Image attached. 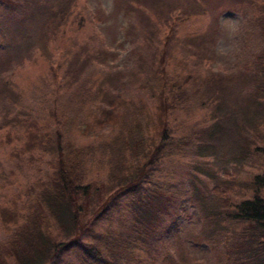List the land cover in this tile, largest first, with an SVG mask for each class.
Listing matches in <instances>:
<instances>
[{
	"label": "trees",
	"instance_id": "trees-1",
	"mask_svg": "<svg viewBox=\"0 0 264 264\" xmlns=\"http://www.w3.org/2000/svg\"><path fill=\"white\" fill-rule=\"evenodd\" d=\"M129 1L140 0H123V31L137 43L114 68L93 35L66 34L85 20L76 0H0V146L48 154V170L0 205V264H264V26L261 45L239 46L245 59L213 70L216 22L179 39ZM32 50L49 60L41 121L7 73ZM196 110L206 115L184 125ZM178 157L191 160L184 180L170 171ZM189 207L198 229L183 224Z\"/></svg>",
	"mask_w": 264,
	"mask_h": 264
},
{
	"label": "rangeland",
	"instance_id": "rangeland-1",
	"mask_svg": "<svg viewBox=\"0 0 264 264\" xmlns=\"http://www.w3.org/2000/svg\"><path fill=\"white\" fill-rule=\"evenodd\" d=\"M121 3L123 4V0H76L75 11L83 15L85 20L81 26L79 24V29L75 28L74 24V27L66 31L68 36L79 41L89 40L87 36L93 35L94 38L89 45L94 48L104 47L112 51L116 55L112 60L113 62H111V66L114 68H121L124 65L126 57H130L129 49L134 46V43H137L133 36L130 37L123 31L125 23L132 22L133 18L127 20L122 14V12H125V5H120ZM131 3L141 8L145 14L156 21L157 25L159 24L162 27L161 29L170 30L172 28L175 36L179 39L190 34L205 32L208 27L216 22L217 35L214 42L216 44L212 47L214 60L209 63L210 68L213 70H216L215 67L217 66H228L234 58L233 55L245 59L247 54H243L239 50L242 43L247 42V46L256 43V47H258L263 41L258 31L261 25L264 26V0H157L156 3L152 0H146L145 2L140 0ZM98 10L103 12L101 16V18L104 16L103 21H87V17L92 16ZM64 41V39L59 38L56 40L51 39L47 43L46 48L50 60L58 61L63 57V55H60L63 51L61 47ZM183 50L185 48H182L181 45L176 46L175 43L174 57L176 59L181 58ZM37 53V50H32L31 57L28 60L18 66L12 65L7 73L21 93V100L20 103H17V106L31 108L34 113L33 116L41 121L47 116L43 112L42 102H44L45 108L51 105V98H49L51 86L47 73L49 60ZM131 59H128L127 63ZM200 69L203 70V67ZM58 100L66 103L64 97ZM203 115H206V112L193 111L192 115L189 116L190 121L188 119L184 120L186 123L184 125H189L193 121L198 122ZM180 118L181 116L178 117L179 120ZM13 130H16V128ZM176 131L177 134H180L183 130L180 128ZM262 132L264 133V128ZM2 134L0 133V136ZM69 135L77 145L88 142V140L74 137L71 132ZM20 142L12 140L8 146H0V205H5L8 202L9 197L12 196V191L16 192L48 170V154L46 153L33 152L32 157L34 156L36 159L34 162L26 158L28 153H24V151L16 154V156H22L18 159L11 157V147L19 145ZM207 159L204 158V160ZM171 162L170 171L173 173V179L180 178L184 180L189 170L187 164L191 160L178 157ZM252 171H255V169L244 166L239 174V179L247 180ZM201 179L205 181L207 187L211 186V183L206 181L204 177H201ZM229 196L232 202L238 199V196L231 193ZM245 196H249V193ZM185 206L187 208L189 204L185 203ZM188 213L190 221L183 222V224L190 230L198 229L199 222L196 220L194 210L189 207ZM185 230L181 235L183 238L185 237ZM3 232V227L0 224V238L3 236ZM173 246L174 244L170 246L171 251L175 249Z\"/></svg>",
	"mask_w": 264,
	"mask_h": 264
}]
</instances>
